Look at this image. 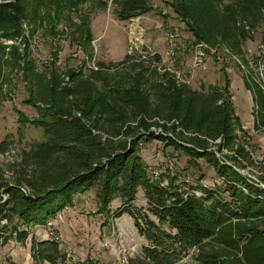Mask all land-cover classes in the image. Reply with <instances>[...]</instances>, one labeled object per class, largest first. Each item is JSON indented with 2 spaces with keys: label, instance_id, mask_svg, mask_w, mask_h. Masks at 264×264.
Listing matches in <instances>:
<instances>
[{
  "label": "trees",
  "instance_id": "obj_1",
  "mask_svg": "<svg viewBox=\"0 0 264 264\" xmlns=\"http://www.w3.org/2000/svg\"><path fill=\"white\" fill-rule=\"evenodd\" d=\"M166 1L196 42L222 45L234 54H241L244 43L264 26V0ZM60 2L64 8L84 4ZM116 3L122 21L151 9L150 0ZM29 5L30 0H0V41L20 40L24 46L23 52L11 46L8 57L0 59V101L5 100L3 72L21 71L30 94L25 101L38 113L32 122L44 128L46 139L23 152L16 183L0 182L8 194L0 202V243L15 233L19 241L25 239V226L45 225L74 204L75 194L95 188L99 212L130 215L148 241L128 264H175L192 249L199 264H264V159L257 164L240 139L230 81L223 89H196L167 67L147 66L131 54L117 63L98 62L87 73L82 67L65 76L54 66L41 71L30 57L34 29L27 34L24 24L51 17L41 10L33 13ZM87 20L76 24L73 36L78 33L77 40L88 47L93 33ZM7 47L0 46L3 55ZM246 85L253 91L259 129L264 127V88L256 78ZM154 139L193 162L204 159L221 185L186 190L172 182L162 185L139 151L142 140ZM24 185L29 193L21 189ZM140 188L146 206L136 203ZM115 199L121 205L112 210ZM31 249L37 264H73L55 240L34 242Z\"/></svg>",
  "mask_w": 264,
  "mask_h": 264
},
{
  "label": "rangeland",
  "instance_id": "obj_2",
  "mask_svg": "<svg viewBox=\"0 0 264 264\" xmlns=\"http://www.w3.org/2000/svg\"><path fill=\"white\" fill-rule=\"evenodd\" d=\"M60 1L68 0H30L29 9L33 13H39L40 10L49 12L52 18L48 16L49 19L38 20L44 23H36L34 19L27 20L24 24L27 34L34 29L30 57L35 58L39 70L54 66L63 76L68 70L82 67L87 73L91 68H98V62L117 63L131 54L139 61L145 60L147 66L179 71L181 77L196 89L209 86L223 89L228 79L235 113L240 121V139L253 152L257 164L264 159V127H255L257 112L253 91L246 85L249 79L261 78V71L264 73L263 24L255 30L253 38L244 43L241 54H234L222 45L212 46L216 47V53L208 52L205 64L194 68L193 50L198 42L168 1L150 0L151 9L148 12L126 21L118 18L116 0H102L105 4L103 6H99L96 0H84V4L76 6L77 8H70L68 5L64 8ZM58 15L61 16L57 18ZM87 17L93 33V40L88 47L77 40L78 33L73 36L76 24ZM173 33L175 38L172 41L170 35ZM3 45L8 47L4 55L0 51L1 60L8 57L13 45L19 46V51L24 50L20 40L0 41V46ZM155 55L161 59H154ZM3 68L0 67V71ZM2 82L5 100L0 101V152L8 155L5 156L7 162L2 161L0 164V174L5 175V178L1 177V181L13 185L20 171L16 164L23 152L29 150L34 143L45 140L46 134L43 127L32 122L38 113L32 104L25 101L30 98V94L22 72L8 69L3 72ZM139 151L149 169L160 171L157 179L162 184L172 182L181 186L182 190L198 184L212 188L221 185L214 168L208 162L204 159L193 162L187 154L163 141L142 140ZM256 169L258 170L257 167ZM242 170L250 176H258L251 170ZM25 188L29 193L30 188ZM7 197L4 188L0 189V202ZM74 200L77 208L78 205L80 208L78 217L63 211L65 207L45 225L25 226L24 228H29L25 239L21 238L19 241L15 233L7 243H0V264H37L33 262L31 248L34 242L45 241V234H39L45 228L47 240L57 241L59 251L66 253L73 264H87L92 252L95 254L93 258L103 264H117L120 259L140 252L141 247L148 243L126 217L108 220L106 216L100 215L95 188L75 194ZM136 203L138 206H146L142 197H137ZM120 205L121 201L119 203L117 200L111 209ZM50 222L56 223V226H51L54 235L46 227ZM195 253V249L190 250L175 264H199L195 260ZM46 263L44 261L41 264Z\"/></svg>",
  "mask_w": 264,
  "mask_h": 264
},
{
  "label": "built area",
  "instance_id": "obj_3",
  "mask_svg": "<svg viewBox=\"0 0 264 264\" xmlns=\"http://www.w3.org/2000/svg\"><path fill=\"white\" fill-rule=\"evenodd\" d=\"M170 37H171V39L173 41V38H175L174 33L171 34ZM177 49H179V46H178ZM216 50H217L216 47L214 48V47H212V46H210V45H208L206 43H203V42L196 43V46H195V48L193 50V66H194V68H197V67H200V66L204 65L205 64V59L208 56V52L216 53ZM174 53L175 52H172V54H174ZM260 66H262V65H260ZM260 69H261V67H260ZM175 73H176L177 78L180 81L188 83V80H185L184 78L181 77V74H180L179 71H176ZM260 75H261V78H256V79H257L258 83H260L262 88H264V73L261 71ZM6 155H8V154H6V152H2V153L0 152V164H1L2 161L3 162H7V161H5L6 160L5 159ZM11 161H13V160H11ZM148 171H149L150 175L152 176V178H158L160 176V174H161L159 170L154 169V168L153 169H148ZM1 177L3 179V178H5V175L4 174L3 175L0 174V181H1ZM162 185H165V184H162ZM21 189L25 193H27V190H26L25 187H21ZM52 224L53 223L50 222V223H48L46 225V227L51 230L50 234L54 235V230L51 227ZM87 264H103V263L100 262L98 259L91 257L90 261H88ZM117 264H128V257H124V258L120 259L117 262Z\"/></svg>",
  "mask_w": 264,
  "mask_h": 264
},
{
  "label": "crops",
  "instance_id": "obj_4",
  "mask_svg": "<svg viewBox=\"0 0 264 264\" xmlns=\"http://www.w3.org/2000/svg\"><path fill=\"white\" fill-rule=\"evenodd\" d=\"M206 65L208 66V62H207ZM139 192H140V196H138V197H140V198L142 197V200L145 199V198H144V192H143V190H142L141 188H140ZM139 192H138V193H139ZM82 198H83V196H81L80 199H82ZM117 200H118L119 203H120V201H121L120 199H115V200L112 202V204H111V208H112L114 202L117 201ZM97 202H98V201H97ZM118 205H119V204H118ZM79 210H80L79 205H78V208H77V202L74 200L73 207H69V206H68V207H66L63 211H65V212L68 213V214H69V213H71V214H73V215L76 214V217H78L77 213L79 212ZM99 213H100V212H99ZM100 215L106 216L107 219L109 218L108 220H110V219H112V218L114 219V217H111V216H108V215H105V214H102V213H100ZM119 217H122V218H123V217H126L127 219H129V220H127V221L131 222L132 225H135V224H134V219H133L130 215H128V214H123L122 216H119ZM59 219L61 220L62 218H59ZM63 219H64V217H63ZM101 222H102V221H101ZM53 225L56 226V223L53 222ZM45 229H46V228H45ZM45 229H43L44 231H43V230L40 231L39 234H40V236H42V235L45 234V235L43 236V239H44V240H47V239H48V235L46 234V233H47V232H46L47 229H46V230H45ZM58 231H59L61 234L63 233V231H61V230H59V229H58ZM82 252H83V249H82ZM30 255H31V254H30ZM91 255H92L91 257H93V255H95V254L92 252ZM14 259H16V258H14ZM15 261H16V260H15ZM68 261H69V260H68ZM33 262H34V260H33ZM69 262H70V261H69ZM34 263H35V262H34ZM46 264H50V263L47 262Z\"/></svg>",
  "mask_w": 264,
  "mask_h": 264
}]
</instances>
